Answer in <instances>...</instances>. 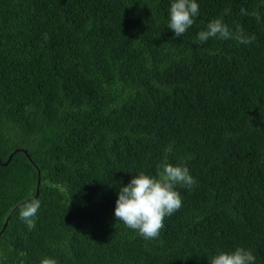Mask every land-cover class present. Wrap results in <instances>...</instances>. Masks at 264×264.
Segmentation results:
<instances>
[{
	"label": "trees",
	"instance_id": "trees-1",
	"mask_svg": "<svg viewBox=\"0 0 264 264\" xmlns=\"http://www.w3.org/2000/svg\"><path fill=\"white\" fill-rule=\"evenodd\" d=\"M171 2L0 0V264H209L237 247L264 264V0H197L183 37ZM221 17L255 40L199 43ZM164 161L197 185L145 240L115 218L118 191Z\"/></svg>",
	"mask_w": 264,
	"mask_h": 264
},
{
	"label": "clouds",
	"instance_id": "clouds-1",
	"mask_svg": "<svg viewBox=\"0 0 264 264\" xmlns=\"http://www.w3.org/2000/svg\"><path fill=\"white\" fill-rule=\"evenodd\" d=\"M241 12L247 15L244 9H241ZM198 13L197 0H172L168 28L176 37H183L195 23ZM210 38L234 39L240 44L252 43L255 40L254 35H244L239 26L233 31L222 17L210 21L206 30L197 34V40L201 44ZM156 169L155 175L140 172L134 175L127 185L121 184L114 211L118 221L138 232L145 240L159 238L165 227V220L182 208L183 198L177 190L178 187L192 189L197 185L196 179L185 165H173L164 161L158 164ZM40 207L39 199L26 201L19 207V219L29 231L35 228V218ZM255 261L256 257L251 249L237 247L231 252L218 251L209 264H255ZM40 264L58 262L55 258L44 257Z\"/></svg>",
	"mask_w": 264,
	"mask_h": 264
},
{
	"label": "water",
	"instance_id": "water-1",
	"mask_svg": "<svg viewBox=\"0 0 264 264\" xmlns=\"http://www.w3.org/2000/svg\"><path fill=\"white\" fill-rule=\"evenodd\" d=\"M27 153V152H26ZM31 159V158H30ZM32 161V160H31ZM33 162V161H32ZM34 163V162H33ZM39 196V189H37V194H36V198ZM7 226V223L5 224V226L4 227H6Z\"/></svg>",
	"mask_w": 264,
	"mask_h": 264
}]
</instances>
